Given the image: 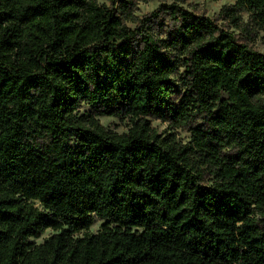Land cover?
<instances>
[{
  "label": "trees",
  "instance_id": "16d2710c",
  "mask_svg": "<svg viewBox=\"0 0 264 264\" xmlns=\"http://www.w3.org/2000/svg\"><path fill=\"white\" fill-rule=\"evenodd\" d=\"M148 1L0 0V264H264V53Z\"/></svg>",
  "mask_w": 264,
  "mask_h": 264
},
{
  "label": "rangeland",
  "instance_id": "374dc122",
  "mask_svg": "<svg viewBox=\"0 0 264 264\" xmlns=\"http://www.w3.org/2000/svg\"><path fill=\"white\" fill-rule=\"evenodd\" d=\"M99 3H103L104 0H98ZM177 3L192 11L195 14H201L208 16L211 19L216 20L218 24L224 26V29L233 31L234 35L238 37L241 42H246L254 49L261 53H264V31L256 28L251 22H248L249 17L247 13L241 12L240 16L243 22H248V28L240 30L234 28L231 23L225 21L223 17H218L220 9L223 6L234 4V0H150L146 3H139L137 5L136 15L142 16L154 10L160 3ZM87 110L86 106L81 107V112ZM99 122L106 128L116 133L126 132L129 128V122L127 119L120 120L113 116H100ZM151 125L157 131L160 136H165L167 133H172L176 140L184 144L190 140V132L185 128H174L168 123L161 122L159 120H152ZM102 220L96 219L93 225L90 227V231L95 233L100 228ZM52 233V230L47 229L44 234L36 239H31L35 242H41L44 237H47Z\"/></svg>",
  "mask_w": 264,
  "mask_h": 264
}]
</instances>
